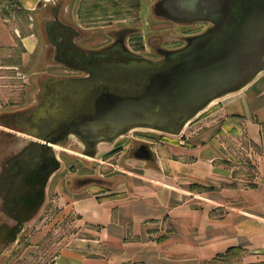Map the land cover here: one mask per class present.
<instances>
[{
    "label": "water",
    "instance_id": "obj_1",
    "mask_svg": "<svg viewBox=\"0 0 264 264\" xmlns=\"http://www.w3.org/2000/svg\"><path fill=\"white\" fill-rule=\"evenodd\" d=\"M65 2L42 3L51 16L43 18L46 25L61 18ZM163 7L167 20L177 24L207 22L209 29L187 47L174 51L170 61L142 58L103 63L88 69L84 76L41 75L31 104L0 112L4 121L0 122V143H5L6 150L0 158V182H21L41 144H50L58 162L45 179L42 202L29 211L24 226L42 210L48 183L62 167L55 146L70 143L39 141L54 123L65 121L69 136L79 140L81 149L92 150V156L100 144H112L134 130L176 137L212 104L243 91L264 73V0H164ZM97 89L100 94L93 112L70 121L85 96ZM122 91L128 92L114 93ZM133 155L151 158L146 145L136 148ZM16 166L18 172L10 174ZM90 183L111 186L114 182L80 177L74 188Z\"/></svg>",
    "mask_w": 264,
    "mask_h": 264
},
{
    "label": "rangeland",
    "instance_id": "obj_2",
    "mask_svg": "<svg viewBox=\"0 0 264 264\" xmlns=\"http://www.w3.org/2000/svg\"><path fill=\"white\" fill-rule=\"evenodd\" d=\"M31 8H17L18 2L4 8V18L13 29L9 42L0 45V112L20 109L33 101L36 79L44 74H76L77 72L49 64L43 59L44 45L39 39L36 16L39 2L33 0ZM153 0H74L71 11L88 35L84 43L99 47L112 41V32L120 26L134 28L129 36L130 47L138 53L156 56L147 44V37L162 36L165 47L184 44V37L202 31L205 23L194 26H177L151 17L149 6ZM64 6V16H67ZM108 51V50H107ZM260 76L239 98L221 101L212 105L198 119L185 128L182 136L168 137L145 130H134L112 144H100L97 156L82 153L77 141L68 146H56L62 163L48 186L46 202L39 214L26 225L19 240L4 255L0 264H48L69 243H74L79 227L73 224L74 216L67 207L82 195L104 191L98 184L72 193L68 187L74 176L122 177L115 185V192L130 193L145 190L148 186H167L170 174L182 175L187 171L191 179L193 164H188L209 152H220L223 164L232 166L244 176L254 174L259 166L256 159L257 146L253 141H264V124L261 128V85ZM250 104H253L250 106ZM3 119H0V122ZM4 122V121H3ZM262 131V134H261ZM146 145L153 153V160L130 157L132 151ZM183 165L177 161H182ZM255 160V161H253ZM206 167L204 161L200 162ZM209 166L210 162H206ZM198 163H196L197 165ZM248 179V178H247ZM247 184V182L240 181ZM114 193V190H111ZM30 201V200H29ZM78 216V215H77ZM79 218V216H78Z\"/></svg>",
    "mask_w": 264,
    "mask_h": 264
},
{
    "label": "crops",
    "instance_id": "obj_3",
    "mask_svg": "<svg viewBox=\"0 0 264 264\" xmlns=\"http://www.w3.org/2000/svg\"><path fill=\"white\" fill-rule=\"evenodd\" d=\"M15 2L18 9L37 4L33 0ZM7 4L11 0H0V45L19 31L11 30L4 18ZM260 85L261 100L254 103H261L262 128L264 79L251 90ZM243 91L215 103L239 98ZM253 142L259 166L247 177L236 172L235 166L223 164L221 153L215 151L186 163L194 167L191 179L187 181L191 168H186L182 175L170 174L167 186L119 193L114 187L122 177H100L113 185L98 184L105 190L82 195L67 207L74 216L73 224L79 227L78 241L59 250L48 264H264V141ZM128 155L153 160V153L150 159ZM184 161L177 162L183 165ZM80 177L95 176L72 177L68 187L74 194L97 184L74 188Z\"/></svg>",
    "mask_w": 264,
    "mask_h": 264
},
{
    "label": "flooded vegetation",
    "instance_id": "obj_4",
    "mask_svg": "<svg viewBox=\"0 0 264 264\" xmlns=\"http://www.w3.org/2000/svg\"><path fill=\"white\" fill-rule=\"evenodd\" d=\"M54 1L55 0H50L48 2L41 1L38 3L40 11L36 16V26L39 39L44 45L43 59L49 62V64L60 66L77 73L68 75L49 74L53 76H84L88 69L98 67L103 63H127L134 59L141 60L142 58L156 59L164 57L165 60L170 61V54L187 47L193 39L209 29V23L207 22L199 21L193 24H177L171 20L165 19L164 15L166 10L163 7L164 0H153L149 6L151 17L173 23L177 26H194L198 23H205L206 27L194 35L185 36L184 44L178 47L171 48L163 46L162 36L160 35L147 37V44L152 51L156 53V56L154 57L138 53L130 47L128 39L133 33L134 28L129 26H120L115 29L112 32L113 39L108 44H103L99 47H90L83 42L88 35V32L85 30L86 27H83L78 21H76V18L71 11V5L74 0H66L64 4V6H67V16H64V12H62L60 19L57 18L54 22H50L46 25V21L43 18H50L51 16L47 13V5L43 6L42 3L51 4L54 3ZM51 11L52 13L55 12V8H51ZM121 52L126 53L128 57ZM40 76L41 75L38 77ZM37 79V89L35 93L38 90ZM97 94L99 95L100 91ZM83 113L86 112H81L79 114L74 113L70 117V121L78 120L80 114ZM65 125L66 123L63 120L54 123L51 131L42 139H39V141H53L54 143H61L62 145H65L67 141H79L76 137L69 136L68 130L64 128ZM49 145L41 144L38 146L37 158L33 161L30 171L21 182H18L17 185H15L14 182L7 184V182H9L7 180L0 182V261L10 248L19 240L21 233L26 227L22 222L25 220L29 211L42 202L44 197L43 188L45 185V179L47 175L58 166V162ZM4 146L5 143L1 142L0 158H2L3 153L6 151ZM80 150L83 154L93 152L92 150L88 151L83 148L81 149V147ZM133 152L134 150L132 153ZM57 157L59 158L58 153ZM18 168L19 166L14 167L10 170V174H16ZM0 174V178H2L3 174L1 171Z\"/></svg>",
    "mask_w": 264,
    "mask_h": 264
},
{
    "label": "bare ground",
    "instance_id": "obj_5",
    "mask_svg": "<svg viewBox=\"0 0 264 264\" xmlns=\"http://www.w3.org/2000/svg\"><path fill=\"white\" fill-rule=\"evenodd\" d=\"M122 53V52H121ZM123 55L127 56L128 55L126 53H122ZM172 54H170L169 56H171ZM135 60V59H134ZM128 91H122V92H114L116 94H124V93H127ZM99 91L98 89L97 90H94L92 91L91 93L87 94L85 96V100L76 108V112L75 114H79L81 112H86V113H91L93 112L94 110V102H95V99H96V96H98ZM73 119V118H72ZM149 149V148H148ZM150 150V149H149ZM151 152V150H150ZM151 156H152V152H151ZM38 204V203H37Z\"/></svg>",
    "mask_w": 264,
    "mask_h": 264
}]
</instances>
